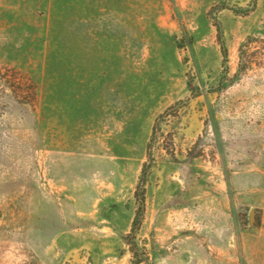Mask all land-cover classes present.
<instances>
[{"label": "rangeland", "instance_id": "1", "mask_svg": "<svg viewBox=\"0 0 264 264\" xmlns=\"http://www.w3.org/2000/svg\"><path fill=\"white\" fill-rule=\"evenodd\" d=\"M131 249L264 264V0H0V264Z\"/></svg>", "mask_w": 264, "mask_h": 264}, {"label": "trees", "instance_id": "2", "mask_svg": "<svg viewBox=\"0 0 264 264\" xmlns=\"http://www.w3.org/2000/svg\"><path fill=\"white\" fill-rule=\"evenodd\" d=\"M32 87V86H31ZM31 96H32V99H34V92L31 91ZM137 191L135 193V197H137ZM140 221L136 218L133 222V227H132V233L135 231L136 227L139 225ZM140 256H145V255H139L137 253V251L131 249V264H142L143 262H145V260H142L141 258H139Z\"/></svg>", "mask_w": 264, "mask_h": 264}]
</instances>
